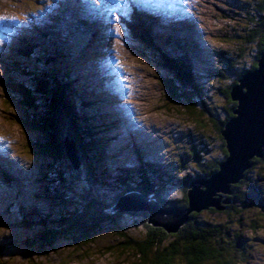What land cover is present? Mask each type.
<instances>
[{
    "label": "rangeland",
    "instance_id": "rangeland-1",
    "mask_svg": "<svg viewBox=\"0 0 264 264\" xmlns=\"http://www.w3.org/2000/svg\"><path fill=\"white\" fill-rule=\"evenodd\" d=\"M60 1L0 0V158L3 159L0 160V171L9 167L8 171L12 175L10 176L12 182L9 181V185L5 183L3 190L0 188L2 253L0 264H132L133 255L130 252L125 253L126 251L120 247L128 237L141 241L158 240V237L157 240L151 239L150 230L139 222L142 218L140 215H115L113 222L103 224L93 235L92 240L77 246H70V239L65 237L57 240L54 249L43 247L41 244L43 242L37 237L42 233L40 219L50 214L57 216L59 213L44 195L47 170L45 166L47 161H50L38 151L39 132L27 127L33 119L34 111L32 113L29 108L24 107L21 99H15V94L1 84L10 77L19 75L18 67H14L13 63L14 57L20 55L19 49L25 36L22 31L27 28V32L34 38L28 26H32L29 21H35L37 28L42 31H37L35 28L31 31L38 35L50 34V39L57 44L58 49L55 52H63L65 46L77 43L76 47L65 51L68 56L64 65L69 66V76L76 71L88 80L90 88L87 92L92 93L94 98L102 92L109 93L104 85L113 87L112 93L115 95L113 100L110 103L103 102L101 105L104 113L111 112L106 115L112 118L113 122L110 124L114 127L108 132L112 138L116 136L112 143L108 135L109 147L105 150L108 157L111 154L113 158L116 157V163L108 168L112 173L110 184L115 180L116 175H113L116 171L115 167L123 168L125 163L132 167V175L142 170H148L147 174L151 175L149 170H155V163L151 162L150 167H145L150 161L156 162L159 166L156 168L161 172V178L165 180L169 172L174 175L178 173V176L194 175L196 172L194 166L198 163L200 166L198 169H203L204 164L221 157L222 139L217 124L224 118L221 108H228L232 102L225 98V95H218V91L224 93L241 70L238 68L240 66L249 68L255 57L256 8L262 0H146L149 5L154 4L156 9L161 8L162 17L157 23L163 31H158L156 27L153 29L151 25L152 32L172 42L177 41L176 31H179L183 33L179 34V40L188 39L194 43L195 51L186 67H191L192 79L199 81L201 87L204 86L205 106L210 112H205L199 103H196L197 107L192 108L168 97L164 88V79H173L176 88L181 90L180 80L175 81L177 79L175 72H172L173 75L167 73L155 62L153 56L160 57L155 49L149 51L152 56L144 52L146 48L143 42L134 37L127 25L133 24L136 20L135 10H132V7L136 3L143 4L144 0H124L123 7L119 6L118 0H62V4ZM174 5L175 8L179 6L181 10L180 13H174H182L181 20L194 22L191 28L186 30L183 24H173L177 20L167 19ZM56 8L59 9L60 14L50 22L52 19L49 17L56 16L53 10ZM171 17H173L172 13ZM86 22L97 27L94 43L90 45L82 34L84 29L82 24ZM109 27L117 32L118 38L115 42L106 44L103 39L107 32L110 33ZM194 32L197 34V40H194ZM36 38L40 41L39 37ZM43 42L44 46L41 49L50 51L45 47L49 39ZM155 42L165 44L162 39H157ZM192 47L189 45L188 50ZM106 50L110 51L112 59H108L109 54ZM171 51L173 55H169L171 58H182L184 55L183 51ZM201 58L203 61L199 62ZM18 63L20 66L25 65L27 69L30 67L28 60L21 58ZM116 68L121 70V73L112 75L113 77L107 76ZM203 72H206L205 76L202 75ZM123 77L128 82L127 90L121 80ZM99 78L101 85L97 84ZM20 79L27 87L34 88L31 79L26 77ZM118 80H120L118 87L120 91H117L116 86ZM79 82L81 80L75 83L74 89L82 94ZM34 95L38 102L40 100L43 102L37 94ZM125 105H129V112L121 110ZM46 109L47 107L44 108L47 113ZM89 113H84L83 116L90 117ZM215 116L219 120L214 118ZM107 122L109 123V120ZM114 132L119 135H115ZM129 136L133 139L132 143L143 141L142 144L145 145L143 151L134 148L136 152L142 154L140 162L124 151L125 146L119 138L128 139ZM147 143L154 145L151 148L153 154L148 152ZM64 170H66L64 172L67 177L66 184L69 187L73 183L74 174H70V169ZM249 176L264 196V160L254 166ZM49 177L53 178V174ZM0 178L5 180L2 172ZM9 186L18 189L11 197L6 195L7 190H5L10 189ZM83 186L82 182H79L78 186H73V193L69 188V192L73 195L71 197L77 198L75 196L77 193L87 194ZM175 186L164 192L167 200L165 202L180 198L179 190L183 188L182 184L177 182ZM258 204L242 210L244 224L241 229L232 227V223L229 222L232 216L229 219L223 214H210L208 209L201 212L208 219L221 221L224 229H230L231 234L240 231L238 242L236 240L232 247L244 249L243 264H264V215L261 214ZM239 212L240 210L237 211ZM56 220L54 217L49 223L52 224ZM252 221L257 222L258 227L255 230L249 227ZM112 223L114 226H110ZM120 231L123 234L120 235ZM230 238L233 242L234 239L231 236ZM169 241L176 242L174 238ZM214 241H211L213 246H215ZM174 259V264H181L177 257Z\"/></svg>",
    "mask_w": 264,
    "mask_h": 264
},
{
    "label": "trees",
    "instance_id": "trees-1",
    "mask_svg": "<svg viewBox=\"0 0 264 264\" xmlns=\"http://www.w3.org/2000/svg\"><path fill=\"white\" fill-rule=\"evenodd\" d=\"M256 15L255 57L252 59L249 68L244 66L238 68L241 70L238 71L237 75L235 74V79L232 80L233 82L230 83L224 93L221 90L218 91V95H225V98L231 102L230 93L232 87L239 82L238 80L243 73L255 69L257 60L264 52V0L259 2V6L256 8ZM140 30L136 32L134 30L133 35L134 37L136 36V39L143 42L142 44L146 48L144 52L151 55L149 51L155 49L160 54V57L153 56L155 62L167 73L173 75L172 72H175V77L177 78H175V81L178 82L180 80L181 90L176 88L173 79H164V88L168 93V97L192 108L197 107L196 103H199L205 112H210L205 106L204 86L201 87L198 82L196 83L192 79V74L189 68L186 67V62L183 58L170 57L173 56L171 50L175 51L177 46L169 42L165 44L157 43V45L155 42L157 39L152 37L150 30H147V28L144 29V32ZM45 38L46 35H43L42 39ZM19 54L17 56L14 55L16 57H14L13 63L14 67H18L19 75L10 77L5 82H1V84L7 86V90L15 94L14 98H20L23 102L22 105L30 110L37 111L39 109L40 111H45L44 108L47 107V113H43L48 128L55 129L54 131H57L61 138H66L74 144L78 159V167L73 172L74 180L69 187L63 178V174L54 170L59 168H55L48 161L45 166L47 170L44 195L59 213L57 216L50 214L40 219L43 234L41 233V236L37 237L43 242L41 243L43 247L54 249L57 240L65 237L70 239V246H77L92 240L93 235L98 232L103 224L113 222L114 216L107 213V211L118 202L126 190L149 196L161 204L163 208L175 207L184 211L189 207L187 197L189 184L195 179H208L219 170V164L225 159L227 152L225 150V142L221 137V157L215 158L211 163L204 164L203 169H198L200 167L198 163L197 166H194L196 170L194 175L178 176V173L174 175V173L169 172L164 180L161 178L162 174H160L159 169H150L151 175L147 174L148 170H142L138 174L132 175L131 169L124 171L116 166V171L113 173V175H116L115 180L110 184L109 179L112 173L108 168H111L112 164L116 162L114 158L105 154L107 142H105V145L101 144V139L106 138H99L96 135L97 126L107 128L109 125L107 126L106 122L101 117H98L95 104L80 98L79 90L74 89L72 83L68 81L67 66L64 65L67 54L55 53L51 57L44 49L36 47L35 44L33 46H25ZM21 58L29 61L31 69L30 67L27 69L22 64L20 66L18 60ZM20 77L31 79L35 89L27 87ZM34 94L43 99V102L41 100L38 102L39 100ZM235 107L236 103L232 102L228 108H221L224 118L217 124L220 133L227 121L233 116L232 110ZM88 110H91V116H83L84 112ZM214 118L217 117L215 116ZM217 119L219 120V118ZM27 127L38 131L39 134L43 133L42 125L37 124L34 114ZM38 147L39 153L42 155L52 154L53 156L47 144L43 143L40 145L39 142ZM263 160L264 157L251 160L250 167L243 173V178L238 183L230 185L229 193L222 196L220 201L222 210L209 208L208 213L223 214L227 218L232 216L231 219L229 218L232 227L240 229L244 224L242 221V210L246 207L260 203L258 205L262 212L261 214L264 215V196L261 195L260 188L252 182L249 176L254 166ZM52 174L53 178H50L49 176ZM5 180L0 178V185H9L8 180ZM79 182L84 184L83 187L88 193L80 195L77 193L75 195L77 198L74 199L71 197L73 186H78ZM177 182H180L182 184L181 187H183L179 190L181 192L180 198L165 202L167 200L164 197V192L171 186L176 187ZM13 187L5 189L7 190V196L11 197L18 190ZM83 187L81 188L83 189ZM69 188L72 193L69 192ZM76 189L75 187L74 190L76 191ZM114 193L116 194L113 195ZM69 202L75 205L74 210L63 208ZM238 210H240L239 213H237ZM201 212L202 210L190 212L187 215V220L176 233H167L162 228L148 225L146 223L148 219L147 213L128 214L131 216L140 215L142 218L139 222H142L150 230L151 239L157 240L158 237V240L148 241V239H145L141 241L140 239L128 237L120 247L126 251L125 253L130 252L133 255L134 261L132 264H174L175 257L178 258L181 264H243L245 262L243 258L244 249H234L232 247L235 245L236 240L238 242L240 231L239 233L233 232L234 234H231L230 229H224L221 221L208 219ZM54 217L57 219L56 222L49 223ZM249 224L251 230H255L258 227L256 221H252ZM110 226H114L113 223ZM109 231L111 232L112 230ZM119 234H123L122 231ZM230 236L234 239L233 242H231ZM171 238H174L176 242H170L169 239ZM211 241L215 242V246L211 244ZM232 250L234 251L233 253ZM0 254H2L1 249Z\"/></svg>",
    "mask_w": 264,
    "mask_h": 264
},
{
    "label": "water",
    "instance_id": "water-1",
    "mask_svg": "<svg viewBox=\"0 0 264 264\" xmlns=\"http://www.w3.org/2000/svg\"><path fill=\"white\" fill-rule=\"evenodd\" d=\"M238 81L230 93L232 102L236 103L235 109L232 110L233 116L220 133L225 142L226 157L219 164V170L208 179H195L189 184L187 193L189 207L184 211L175 207L163 208L149 196L128 192L122 195L107 213L120 216L144 212L148 215L146 221L148 225L162 228L167 233H176L190 212L209 208L222 210L220 201L223 195L229 193L230 185L238 183L243 178V173L250 167L251 160L263 157L264 52L257 60L255 69L243 73ZM31 111L33 113L34 110ZM43 112L45 111L38 109L33 113L35 121L43 128V133L41 132L38 138L40 145L47 144L53 153V156L52 154L43 156L49 159L51 165L59 168L54 170L62 173L66 179L64 169H70L68 171L73 175L78 167L74 144L66 138H61L55 129L48 128ZM74 206L69 202L63 208L74 210Z\"/></svg>",
    "mask_w": 264,
    "mask_h": 264
},
{
    "label": "bare ground",
    "instance_id": "bare-ground-1",
    "mask_svg": "<svg viewBox=\"0 0 264 264\" xmlns=\"http://www.w3.org/2000/svg\"><path fill=\"white\" fill-rule=\"evenodd\" d=\"M181 1V0H180ZM144 2L145 3H147L148 5H149V2H147L146 0H144ZM153 3H156V1H153ZM144 4V3H143ZM107 6L109 7V8H111L108 4H107ZM135 6H136V8L138 9L139 8V4H135ZM151 7H148V11L150 12V17L148 18L149 19V21H148V23H147V30H150L151 29V23H150V20H152L153 18H154V24H155V27H156V29L158 30V31H163V28L160 26V27H158V23H157V21H159L160 20V18L162 17V15H161V13H160V11H161V8H159V9H156V7L154 6V4H152V5H150ZM179 7V6H178ZM178 7H176L175 8V5L173 6V10L171 11V13H172V16L173 17H171V13L169 14V16H168V18L167 19H171V20H173V21H175V20H177V21H175V23H173V24H183V25H185L186 27H187V29L188 28H191L192 26H193V24H194V22L193 21H191V23L190 22H186V21H183V20H181V14H174V13H180L181 12V10H179V8ZM104 10H105V8H104ZM166 15V14H165ZM175 15V16H174ZM155 17H156V21H155ZM181 22V23H179V22ZM116 24V23H115ZM188 25H190V26H188ZM108 31L111 33H106V35H105V37H104V39H103V42L104 43H106V44H109L110 42H115L116 41V39L118 38V34H117V32L114 30V29H110V27L108 28ZM81 33V32H80ZM190 33V32H189ZM134 34V33H133ZM3 36V35H2ZM192 36V35H191ZM193 37V36H192ZM47 38V37H46ZM198 38H197V34L194 32V40H197ZM138 40V39H137ZM82 44V43H81ZM103 46V45H102ZM107 48V47H106ZM58 49V48H57ZM57 51V50H56ZM107 51V50H106ZM112 51V50H111ZM107 54H109V60L110 59H112V56H111V54H110V51H107ZM72 55V54H71ZM49 59H50V57H49ZM51 60V59H50ZM51 62V61H50ZM111 62V61H110ZM110 62H106L107 64H110ZM118 73H121V70H119L118 68H116V69H112V72H110L107 76H109V77H113L112 75H115V74H118ZM136 73V72H135ZM121 80L123 81V85H124V87H125V89H126V87H127V85H128V82L125 80V78L123 77V78H121ZM97 83H101L100 81H97ZM119 85H120V80H118V81H116V86H117V91H120L121 89L120 88H118L119 87ZM124 90V89H123ZM127 90V89H126ZM129 100V99H128ZM83 101V100H82ZM120 101V100H119ZM118 101V102H119ZM121 102V101H120ZM119 104V103H118ZM121 110H126V112H129L130 110H129V105H125V107H122L121 108ZM94 118V117H93ZM141 120V119H140ZM106 149H107V147H106ZM112 158L114 157L112 154L110 155ZM116 158V157H115ZM114 158V159H115ZM147 167L149 166V165H146ZM161 205V204H160Z\"/></svg>",
    "mask_w": 264,
    "mask_h": 264
},
{
    "label": "snow or ice",
    "instance_id": "snow-or-ice-1",
    "mask_svg": "<svg viewBox=\"0 0 264 264\" xmlns=\"http://www.w3.org/2000/svg\"><path fill=\"white\" fill-rule=\"evenodd\" d=\"M118 4H119V6H121V7L125 6V5H124V0H118Z\"/></svg>",
    "mask_w": 264,
    "mask_h": 264
}]
</instances>
